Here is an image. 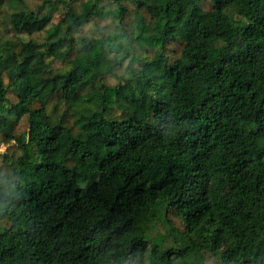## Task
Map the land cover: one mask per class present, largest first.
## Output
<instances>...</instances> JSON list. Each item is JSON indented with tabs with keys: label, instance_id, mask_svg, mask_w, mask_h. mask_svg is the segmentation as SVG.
I'll list each match as a JSON object with an SVG mask.
<instances>
[{
	"label": "trees",
	"instance_id": "obj_1",
	"mask_svg": "<svg viewBox=\"0 0 264 264\" xmlns=\"http://www.w3.org/2000/svg\"><path fill=\"white\" fill-rule=\"evenodd\" d=\"M0 264H264V0H0Z\"/></svg>",
	"mask_w": 264,
	"mask_h": 264
},
{
	"label": "rangeland",
	"instance_id": "obj_2",
	"mask_svg": "<svg viewBox=\"0 0 264 264\" xmlns=\"http://www.w3.org/2000/svg\"><path fill=\"white\" fill-rule=\"evenodd\" d=\"M1 149L3 150V147Z\"/></svg>",
	"mask_w": 264,
	"mask_h": 264
}]
</instances>
